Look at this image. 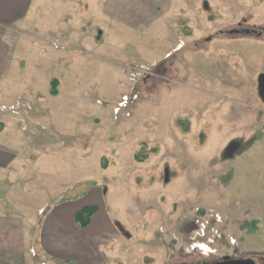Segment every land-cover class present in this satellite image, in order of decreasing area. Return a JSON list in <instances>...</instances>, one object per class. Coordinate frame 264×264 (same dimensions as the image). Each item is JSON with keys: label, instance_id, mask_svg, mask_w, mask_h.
<instances>
[{"label": "rangeland", "instance_id": "rangeland-1", "mask_svg": "<svg viewBox=\"0 0 264 264\" xmlns=\"http://www.w3.org/2000/svg\"><path fill=\"white\" fill-rule=\"evenodd\" d=\"M104 4L105 17L91 9L84 23L96 30L99 22L108 62L89 51L83 57L93 61L75 66L81 78L53 97L47 75L57 67H40L30 51L24 82L12 80L0 104L11 123L0 199L10 195L9 213L26 221L25 251L11 258L68 264L48 253L70 251L52 245L46 253L43 244L52 207L66 202L98 208L94 225L77 236V264L263 257L264 0ZM126 65L151 74L134 79ZM133 92L138 101L116 115ZM19 95L27 104L20 118L4 108ZM47 197L55 199L51 207ZM51 226L61 238L56 245L67 244L71 229Z\"/></svg>", "mask_w": 264, "mask_h": 264}, {"label": "crops", "instance_id": "crops-1", "mask_svg": "<svg viewBox=\"0 0 264 264\" xmlns=\"http://www.w3.org/2000/svg\"><path fill=\"white\" fill-rule=\"evenodd\" d=\"M104 1L105 0H0V104H3L4 98L8 100L11 89L10 83L12 80H15L14 84L24 82L23 80L27 75V68L30 66L29 63L32 62L27 56L30 51H34L39 58L38 64L40 67H45L47 65L49 67H57L56 71H51V73L47 75V78H49L47 82L51 85L49 92L53 97H58L63 93V89L61 91L60 87L63 86V88H65V86H72L74 81L81 78V73L79 70L76 71L75 66L79 63H81L82 66L84 63L89 64V61H93L88 57H83L87 56L89 51L94 52L96 58L100 59L101 57L102 61L108 62L107 59L109 58L105 57L106 53L103 51L104 44H101L97 34V30L100 29L99 22L96 24V30L84 23V16L89 17L91 9L95 12L94 17L106 16ZM84 12H86V15ZM87 21L86 18V22ZM126 24L132 26L131 23ZM149 28L148 25L145 26L142 32H149ZM128 29L132 30V27ZM99 32L100 31H98V33ZM48 39L66 42L70 48L67 50H56L48 43ZM180 45L181 44H178L176 48L169 51L167 56H169L172 51L179 48ZM78 55L80 59H77ZM122 65L123 63L120 64V66ZM12 69L15 70L14 73H11ZM53 89H56L57 95L53 94ZM21 96L22 95L18 96L19 100H17L14 105L7 108L4 107L5 111L19 117L23 112V108L27 106V104L21 100ZM11 107H17L15 113L11 110ZM29 113H31L30 117L39 120L38 111H36L35 114L33 111ZM21 120L18 122L22 123L23 120ZM10 126L11 123L9 119L0 115V170H5L9 166V158H7L8 155L6 156L4 150H6V147L11 143ZM1 177L5 179L6 174L1 173ZM10 199V195H7L4 201L0 199L1 204H3L0 205V264H17L18 261H14L11 257L19 256L25 251L23 227L25 229L26 221L24 215L12 216L9 213V209L13 204ZM50 199L52 198H46L45 206H52L50 204ZM65 205L67 207L64 208ZM65 205L61 207H52V209H55L52 210L51 216L47 220V223H45L43 244L46 253L49 251V248L53 246L70 251V253H65L67 256L65 258H60L51 251H49L48 254L56 258L59 262L68 264L74 262L77 264L78 256H75L74 249L78 248L80 244L82 245V243L77 242L79 239L77 236L82 237V234L88 233L94 225L98 212L87 228H82L76 222V216L85 207L97 206L85 205L83 203L77 204L75 202H66ZM41 209L43 210V207ZM41 209L39 210L41 211ZM50 219L51 223L49 222L50 226L48 227L47 224ZM52 224L57 226L66 224V226L71 229L69 233H62L63 239H65L67 244L63 246H61L62 244H59V246L56 245V240L59 243L61 238L57 237V230L51 226ZM75 237H77V240ZM23 262V264H25V261Z\"/></svg>", "mask_w": 264, "mask_h": 264}, {"label": "built area", "instance_id": "built-area-1", "mask_svg": "<svg viewBox=\"0 0 264 264\" xmlns=\"http://www.w3.org/2000/svg\"><path fill=\"white\" fill-rule=\"evenodd\" d=\"M47 41L56 50H67L68 48H70L66 42H62L60 40L48 39ZM125 69L131 73L134 79L148 76L151 74V70L145 67L138 68L137 66H134V65H126ZM138 99H139V94L135 92H133L130 96H127V95L123 96L120 103L118 104V107L116 108V111H115L116 115H118L122 111H126L128 107L131 104L137 102ZM16 108L13 107L11 110L15 113Z\"/></svg>", "mask_w": 264, "mask_h": 264}, {"label": "trees", "instance_id": "trees-1", "mask_svg": "<svg viewBox=\"0 0 264 264\" xmlns=\"http://www.w3.org/2000/svg\"><path fill=\"white\" fill-rule=\"evenodd\" d=\"M53 94L57 95L56 89H53ZM98 212V208L94 206L85 207L81 212H79L76 216V222L82 227L87 228L91 222L93 217Z\"/></svg>", "mask_w": 264, "mask_h": 264}, {"label": "water", "instance_id": "water-1", "mask_svg": "<svg viewBox=\"0 0 264 264\" xmlns=\"http://www.w3.org/2000/svg\"><path fill=\"white\" fill-rule=\"evenodd\" d=\"M231 33L237 34L238 31H232ZM247 33H250V31H247ZM259 84H260V95L264 100V76H261V78L259 80ZM167 181H168V175H167ZM217 264H255V262L252 260H229V259H225V261L217 263Z\"/></svg>", "mask_w": 264, "mask_h": 264}, {"label": "flooded vegetation", "instance_id": "flooded-vegetation-1", "mask_svg": "<svg viewBox=\"0 0 264 264\" xmlns=\"http://www.w3.org/2000/svg\"><path fill=\"white\" fill-rule=\"evenodd\" d=\"M225 259H229V260H252V261L255 262V264H264V256L263 257L253 256V257L242 258V259H237L235 257H232V258H221V259H215L214 261L209 262V263H205V264H217V263L225 261ZM191 264H194V263H191Z\"/></svg>", "mask_w": 264, "mask_h": 264}]
</instances>
